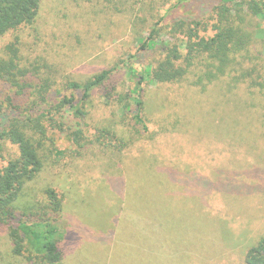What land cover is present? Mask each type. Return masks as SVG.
Returning a JSON list of instances; mask_svg holds the SVG:
<instances>
[{
  "label": "rangeland",
  "instance_id": "374dc122",
  "mask_svg": "<svg viewBox=\"0 0 264 264\" xmlns=\"http://www.w3.org/2000/svg\"><path fill=\"white\" fill-rule=\"evenodd\" d=\"M239 1L42 0L33 27L38 29L43 42H39L38 46H30L34 57L47 54L53 63L62 64L60 78L52 89L55 96L59 93L58 96L63 97L65 93L72 92L73 96H68L74 97L76 103H81L78 98L80 91L71 88L66 91L65 85L81 84L104 70H111L110 82L106 85L115 87L117 93L128 94L131 87L138 89L146 85L138 83L139 59L143 65L155 66L153 63L161 59L162 46L172 41L177 45L187 41L182 34L168 38L167 31H171L175 22H185L187 27L190 26L191 33L197 35L194 38L208 39L214 35L212 26L218 13L215 9L219 8L221 16L228 12L230 23L233 22L234 27L243 30L242 35L249 40L246 49L234 55V62L241 60L242 66L233 63V71L224 72L219 80L210 84L214 87H209L206 94L192 85V82L198 81L193 72L187 74L185 81L166 84L168 86L160 91L155 90L153 84H147L151 85L145 88L153 120L156 127L161 124L160 116L166 110L161 114L159 104L166 98H170L168 104L171 107L174 98L183 96L188 105L184 111L199 114L200 108L209 104L208 96L223 93L231 96L242 108L254 107L257 116L261 115L264 119V18L253 15L247 8L241 13H235V9L239 10L235 3ZM256 2L264 4V0ZM238 13L243 18L237 17ZM29 32L20 34L25 48L26 42H31ZM151 38L156 40L159 50L154 51V54L139 51L141 41ZM9 39L0 41V50ZM179 47L184 55V47ZM194 67L196 72L204 69L197 64ZM166 89L168 92H165ZM106 101L107 98L94 94V106L103 105ZM85 106L91 107L90 103H85ZM37 113H34V117ZM118 114L123 115L121 111ZM190 114H176L167 123L173 124L177 118L186 119ZM235 121L239 123L238 119ZM43 124L49 138L41 150L43 169L33 181L24 186L14 209L26 215H43V207L47 204L46 190L54 189L61 194L63 209L55 224L59 230L58 239L68 246L70 252L73 247L81 245L94 250L91 254L86 250L80 251L78 257L81 260L64 264H140L135 257L128 255H102L103 250L98 253L95 246L99 249V243H104L107 236L110 239L105 244L116 243L147 252L152 264H244L247 251L264 237V171L237 177L230 174L226 177L218 172L229 163L211 164L208 169L215 176L214 183L223 185L221 188L224 192L220 198L219 195L211 196L208 189L206 198H202L204 186L202 181L196 182V174L182 176L179 178L181 182L176 183L160 171L157 174L160 177L153 182L147 179L152 183V191L147 193L141 185L145 183L139 182L136 177L123 176L122 169L109 157L95 149L82 154L75 153L72 144L54 126L46 120H43ZM241 124L242 129L246 130V122L242 120ZM260 127L257 131L264 135V129ZM172 131L177 133L185 145L190 140L194 141L192 137L198 135L197 129L190 133L187 131L188 137L183 129ZM243 133L246 139H252L247 132ZM159 142L163 146L171 144L167 140ZM193 150H176L190 157V160L187 163L183 162L184 159L179 160L175 165L199 168L197 171H202L204 164L193 157ZM259 153L261 157L258 159L257 156V164L264 165V147ZM15 155L16 148L5 143L4 157ZM163 166L171 165L158 162L155 168L158 170ZM134 171L145 175L136 167ZM122 177L125 178L127 190H124L125 185L117 184L116 180ZM259 185V192H249V188ZM126 193L132 196L125 199ZM97 198L100 201H94ZM104 198L112 199V204L107 205ZM124 218L139 224L133 228L118 222ZM9 234L10 228L0 225V264H28L29 251L25 250L20 256L15 255ZM68 235L70 239L65 238Z\"/></svg>",
  "mask_w": 264,
  "mask_h": 264
},
{
  "label": "trees",
  "instance_id": "16d2710c",
  "mask_svg": "<svg viewBox=\"0 0 264 264\" xmlns=\"http://www.w3.org/2000/svg\"><path fill=\"white\" fill-rule=\"evenodd\" d=\"M41 1L0 0V41L10 38L0 50V225L10 228L9 235L15 255L20 256L28 250V264H64L81 260L78 257L80 251L86 250L90 254L94 252L91 247L82 245L73 247L70 252L68 246L58 239L59 230L55 224L63 209L58 191L46 190L47 204L43 207V215H26L14 209L22 196L24 186L33 181L44 166L41 150L49 138L43 120L54 126L72 144L75 153L82 154L95 149L112 159L122 169L123 176L136 177L139 182L145 183L141 185L147 193L152 191V183L147 179L153 182L160 177L157 175L160 171L176 183L181 182L179 178L182 176L196 174V182L202 181L204 186L202 198H206V189L211 191V196L219 195V198L224 192L221 188L223 185L214 183L215 176L208 169L211 164L229 163L218 172L226 177L230 174L237 177L264 171V165L257 164V156L258 159L261 157L258 152L264 147V135L257 128L261 126L264 129V119L261 115L257 116L254 107L242 108L231 96L223 93L208 96L209 104L200 108L199 114H190L184 111L188 105L183 96L173 99L174 104L171 107L174 109L168 104L170 98H166L159 104V112L162 114L166 110V113L160 116L161 124L156 127L150 103L146 99L148 91L145 86H151L147 84H153L155 90L160 91L168 86L166 84L185 81L189 72H193L198 78L192 85L206 94L209 87H214L210 84L219 80L224 72L233 71L234 65L242 66L241 60L234 62V55L244 51L249 40L242 35L243 30L234 27L233 22L230 23L228 12L222 17L220 9H215L218 13L212 26L214 35L208 39L194 38L197 35L191 33L190 26L187 27L185 22H175L171 31H167L168 38H176L182 34L187 41L179 45L172 41L162 46L161 59L153 63L155 66L143 65L139 59L138 83L146 85H141L138 89L131 87L128 94L117 93L115 87L106 85L110 82L111 70L93 75L81 84L65 85L66 91L69 88L80 91L78 98L81 103H76L74 97L68 96L72 92L59 97V93L55 96L52 91L60 78L62 64L53 63L47 54L35 57L32 54L31 46H38L39 42H43L38 29L33 27L39 15ZM235 7L239 9H235V13H241L240 11L247 8L253 15L264 18V4L259 5L256 0H240L235 3ZM239 13L236 16L240 18L242 15ZM25 30L30 31L28 36L31 39V42H26V48L20 35L26 33ZM238 34L241 35L238 37ZM155 42L152 38L141 41L139 51L154 54V51L159 50ZM180 45L185 49L184 55L179 50ZM179 61L183 63L176 64ZM195 64L204 69L196 72ZM165 92H168L167 89ZM95 93L99 97L107 98V101L103 105L94 106ZM85 103H90L91 107L86 108ZM36 111L39 113L34 117ZM118 111L123 115L119 116ZM176 114L190 115L186 119L177 118L173 124L167 123ZM236 119L239 123L242 120L246 122V130L242 129V124L239 125ZM176 129L185 130L187 137L197 129L198 135L192 137L194 141L190 140L185 145L177 133H173L172 130ZM244 131L252 136L251 140L244 137ZM159 140H167L171 144L163 146ZM5 143L16 148L15 156L4 157ZM180 148L194 149L193 157L204 164L202 171H197L199 168L175 165L179 160L184 159V163L190 160L187 155L185 157L183 153L176 152ZM158 162L171 166H163L157 170L155 166ZM134 167L145 175L136 173ZM116 181L119 185H125L124 190H127L124 177ZM256 190H261L260 185L249 188L250 193ZM130 196L132 195L124 194L125 199ZM103 201L107 205L113 202L110 198H104ZM147 218L151 220V217ZM118 222L133 228L139 224L125 218ZM65 238L70 239L71 236ZM108 239L110 238L107 236L105 242ZM105 242L99 243V249L96 246L94 248L98 253L103 250L102 255L124 254L135 257L140 264H152L151 256L147 252L131 246L116 243L109 245V242ZM244 264H264V237L247 251Z\"/></svg>",
  "mask_w": 264,
  "mask_h": 264
},
{
  "label": "crops",
  "instance_id": "0c3cea01",
  "mask_svg": "<svg viewBox=\"0 0 264 264\" xmlns=\"http://www.w3.org/2000/svg\"><path fill=\"white\" fill-rule=\"evenodd\" d=\"M120 258H121V255H120ZM120 258H119V259H120Z\"/></svg>",
  "mask_w": 264,
  "mask_h": 264
}]
</instances>
